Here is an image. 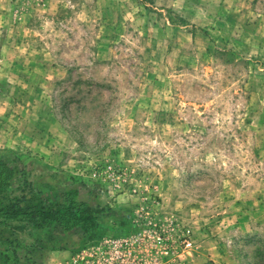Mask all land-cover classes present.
<instances>
[{
    "label": "rangeland",
    "instance_id": "obj_1",
    "mask_svg": "<svg viewBox=\"0 0 264 264\" xmlns=\"http://www.w3.org/2000/svg\"><path fill=\"white\" fill-rule=\"evenodd\" d=\"M0 156L104 210L0 264H264V0H0Z\"/></svg>",
    "mask_w": 264,
    "mask_h": 264
},
{
    "label": "trees",
    "instance_id": "obj_2",
    "mask_svg": "<svg viewBox=\"0 0 264 264\" xmlns=\"http://www.w3.org/2000/svg\"><path fill=\"white\" fill-rule=\"evenodd\" d=\"M140 1L153 3V0ZM15 188L22 195L5 204L3 196ZM103 211L85 185H66L53 175L30 182L16 158L0 156V218L25 221L30 225L31 235L43 245L62 248L75 231L91 236L100 226Z\"/></svg>",
    "mask_w": 264,
    "mask_h": 264
}]
</instances>
